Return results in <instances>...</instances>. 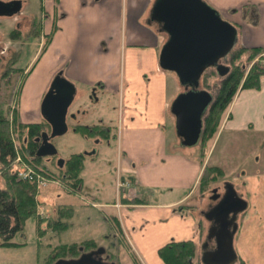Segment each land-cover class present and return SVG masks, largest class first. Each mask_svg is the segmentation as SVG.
<instances>
[{
  "label": "crops",
  "instance_id": "crops-1",
  "mask_svg": "<svg viewBox=\"0 0 264 264\" xmlns=\"http://www.w3.org/2000/svg\"><path fill=\"white\" fill-rule=\"evenodd\" d=\"M205 1L238 28L237 46L264 49V0ZM155 2L45 0L47 13L55 18L54 29L52 20H48L45 41L48 42L50 36L51 39L42 57L36 61L35 56L32 60L36 63L30 70L19 108L23 123L44 122L41 102L57 76L75 86L74 99L80 91L79 86L94 93L101 90L120 97L119 149L115 167L117 194L106 204H101L96 194L86 199L94 208L115 209L104 215L113 234L108 244H118L121 252L132 257L133 264H165L159 254L163 247L191 240L197 244L201 257V246L208 232L190 209L181 206L197 190L207 162L202 163L198 156L179 153L174 146L170 149L168 145L169 127L175 128L171 105L182 86L174 73L160 67V53L168 35L151 21ZM37 62H41L38 68L46 62H51V67L48 72H38ZM123 63L124 71L120 72ZM222 131L264 133V75L258 87L241 89L237 93L218 135ZM216 141L217 137L210 149L211 155ZM84 171L82 191L71 195L84 197ZM120 179L130 182V187L120 188ZM49 186L37 185L39 208H42L40 204L51 207L43 196ZM154 189L155 194H159L158 190L174 192L179 189L183 195L151 203L149 198L155 195ZM136 196L145 202L138 205L125 202ZM54 206L73 208L75 217L74 206ZM49 212L53 214L52 207ZM115 217L119 226L112 221ZM252 219L256 224L264 221L263 216ZM36 233L39 242L48 237V234L40 237L37 228Z\"/></svg>",
  "mask_w": 264,
  "mask_h": 264
},
{
  "label": "rangeland",
  "instance_id": "rangeland-1",
  "mask_svg": "<svg viewBox=\"0 0 264 264\" xmlns=\"http://www.w3.org/2000/svg\"><path fill=\"white\" fill-rule=\"evenodd\" d=\"M40 1L41 0H30L27 7L29 8L28 11H33V13L36 14L39 13ZM14 23L15 21L12 20L0 25V38L4 39L3 47L10 46L8 31L12 29V26L15 25ZM50 24L51 22L49 26ZM24 25V30L23 28L21 29L22 36L27 35L26 33L28 32V24ZM46 26L47 24L44 29L45 33ZM52 27L54 29V26ZM53 29H51V31ZM46 42L47 41L44 40L41 43L42 45H46ZM37 47H39V45ZM236 48H240V46H236ZM37 51L34 50L32 52L27 59V64L30 65ZM263 55V53L258 55L253 63L263 60ZM36 61L31 63L28 72L33 68ZM41 62H37V68L41 65ZM226 64L229 65V60ZM252 64L248 66L247 72L252 67ZM50 67L51 62H46L38 68L40 69L38 72H48V68ZM121 70L122 72L124 71V63L122 64L120 72ZM213 72L216 71L211 69L208 70L207 74ZM225 78L219 77L217 73L211 76L209 82L212 88L208 90H211L216 95L221 81ZM202 87L205 88L203 83ZM79 90L78 95L72 102L68 111L67 124L69 129L67 133L51 139V142L58 150V155L54 157H45L42 161L43 164L53 172H58L59 159L67 160L73 154H78L81 151H83L82 154L98 151L95 155L86 156L85 159L84 178L86 183L84 186V197L68 194L63 187L54 185L55 183H50V186L43 191V196H45L47 201L51 204L53 210H55V204L72 205L75 207L76 214L71 220V226L67 231L61 234L49 233L46 240L39 242L36 233L38 216H31L25 223L24 231L18 233L13 240L19 243V246L9 248L2 247V239L0 238V264H47L46 258L49 256L52 247L59 244L83 242L87 239H96V241L105 246L109 245L108 240L112 238L113 234L110 231L107 218L104 215L107 213L110 214L115 209L105 207H101L100 209L94 208L86 198H89L90 194H96L98 201L101 204H106L112 202L114 195L117 194V174L115 167L119 149L118 119L120 97L117 94L103 92L101 90L94 93L93 90L90 91L82 86H79ZM15 99L17 100L16 97ZM21 106L22 103L20 102V107ZM16 108L19 111V107L16 106ZM228 108L221 117L219 130L224 125V119L226 118ZM101 124H106L111 128L112 135L109 140L92 138L74 131L76 125L90 127ZM47 129H49V127ZM217 135L206 145L208 154L205 159L207 162L205 167H219L223 170L222 175H220L218 180L211 182V188L205 193L201 192L198 185L197 190L193 191L195 192L194 195L181 206H186L185 210L190 209L191 213L200 220L201 225L205 226V230H208L210 225L203 217L202 212L206 211L211 203L210 198L213 194L212 191L217 188L219 193H223L225 183L234 182L237 185L239 194H243L244 198L249 202V208L244 214L240 215L239 218L241 229L236 236L235 248L239 257H241L246 264H264V221L263 223L260 222V224H256V221H253V219L251 220L253 217L258 219L261 216L264 217V133H230L222 131L218 136ZM216 137L217 141L215 143L214 153L211 155L210 149ZM19 138V133L12 134L13 142L16 143V145L20 144ZM168 139L170 149L174 146L175 150L179 151V153L198 157L202 154V146H200V143L194 147H183L174 127H169ZM1 183L0 180V186ZM153 191L155 194V189ZM158 192L159 194H155L149 198L151 203L161 201L165 198L177 199L183 195L181 194L182 190L179 189L174 190V192H167L164 190L163 192L158 190ZM42 205L43 204H40L42 208L38 207V211L40 210L39 212L42 214L41 217L43 216L42 218L44 220L53 217L54 212L53 214L49 212L51 207H44ZM204 239H206V234ZM204 241L205 240H203L202 246ZM211 246L213 247L214 243H212ZM117 253H120L122 264H133L132 257L129 253L126 255L124 252H121V250H118ZM200 260L201 257L199 254L197 261L199 262Z\"/></svg>",
  "mask_w": 264,
  "mask_h": 264
},
{
  "label": "water",
  "instance_id": "water-1",
  "mask_svg": "<svg viewBox=\"0 0 264 264\" xmlns=\"http://www.w3.org/2000/svg\"><path fill=\"white\" fill-rule=\"evenodd\" d=\"M20 10L21 1H0V15H13ZM151 21L168 35L160 53V67L174 73L183 87L171 105L176 134L183 147H194L201 141L205 120L216 99L211 90L202 87L203 77L211 69L221 78L230 74L231 66L226 62L237 46L239 30L205 0H156ZM75 91L71 82L57 76L46 93L41 114L50 128L36 139L38 157L58 155L51 139L67 133V115ZM94 154L96 151L86 153ZM64 164V159L58 160L60 168ZM224 189L218 202L202 212L210 224L202 246V264H237L239 261L235 239L240 227L239 216L249 208V202L240 196L234 183H225ZM103 252L105 248L100 247L79 258L60 259L55 264H108L96 258Z\"/></svg>",
  "mask_w": 264,
  "mask_h": 264
},
{
  "label": "trees",
  "instance_id": "trees-1",
  "mask_svg": "<svg viewBox=\"0 0 264 264\" xmlns=\"http://www.w3.org/2000/svg\"><path fill=\"white\" fill-rule=\"evenodd\" d=\"M48 39L45 50L51 36ZM261 53H264V49L260 47H240L236 48L230 55L231 72L221 81L215 102L205 120L204 132L200 141L202 154L199 158L202 163L208 154L206 145L219 132L221 117L233 102L237 92L240 89L255 88L260 85L261 77L264 75V64L262 60L256 63L253 62ZM251 64L252 67L247 72V68ZM213 75H216V72L205 73L202 81L205 88H212L209 79ZM15 95L16 92L7 91V89L0 91V180L2 182L0 186V238L2 239V247L19 246V243L13 241L14 238L18 233L24 231L26 221L38 213L37 184L18 179L16 174L17 156L21 154L25 162L31 163V165L35 164L33 166L43 175L55 177L69 194H79L82 191V173L86 159V156L82 153L73 154L66 160L63 168L58 167V172H53L44 165L43 158L38 157L36 154L39 147L36 139L50 126L45 121L41 123H23L16 108ZM75 129L78 133L92 138L109 140L111 137V128L106 125L90 127L78 125ZM13 132L20 135V144L18 145L13 142ZM222 173L223 170L219 167H205L199 181L201 192H207L211 188V182L218 180ZM125 202L138 205L145 201L140 197H136L134 199L127 198ZM73 217V208L57 206L53 217L44 220L38 216L37 232L40 237L49 233L61 234L70 228ZM112 221H115V225L119 226L117 217L112 218ZM99 244L100 242L95 239H87L83 242L56 245L52 247L49 256L46 258V263L51 264L57 259L77 257L80 254L79 248L84 247L86 250H91L98 247ZM114 249L116 251L121 250L118 244ZM159 254L165 264H201V260L197 261L198 246L192 240L172 242L163 247ZM114 256L118 259V263L122 264L120 253ZM238 264H245V262L240 260Z\"/></svg>",
  "mask_w": 264,
  "mask_h": 264
},
{
  "label": "flooded vegetation",
  "instance_id": "flooded-vegetation-1",
  "mask_svg": "<svg viewBox=\"0 0 264 264\" xmlns=\"http://www.w3.org/2000/svg\"><path fill=\"white\" fill-rule=\"evenodd\" d=\"M4 2H13V1H21V10L13 15H0V25H3L8 21H15V25L12 26V29L8 31V39L10 46L3 47V38H0V91L6 90L11 92H19L16 95L17 98V107L20 108V101L22 92L27 86V83L30 79L31 72L29 70V64H27V59L30 57L34 50H38L36 53V60L40 59L45 52V45H42V41L46 40V33L44 32L45 25L48 20H53V26L55 18L52 15L47 13L45 8V0L40 1L39 13H33V11H28L29 1L30 0H0ZM21 19V20H20ZM28 24V32L27 35H21L22 28L24 30L25 25ZM42 40V41H41ZM45 43V42H44ZM39 45V47H37ZM27 64V65H26ZM52 85V84H51ZM50 85V87H51ZM49 87V89H50ZM61 89V88H60ZM57 90V87H56ZM48 92V91H47ZM46 95V94H45ZM19 97V99H18ZM45 97V96H44ZM43 97V99H44ZM43 102V100H42ZM41 102V104H42ZM8 106V105H7ZM237 186V185H236ZM238 190V188H237ZM213 193L211 197H217L216 200H212L210 198L211 203L208 206L211 207L215 205L219 197H221L225 189L222 192ZM239 192V191H238ZM240 196L244 197L243 194ZM105 248V252L100 254L96 258L108 264H119L118 259L115 258V254L117 255V251L114 249L116 245L109 244L105 246L104 244H99L98 247L86 250L84 247L79 248L80 254L77 257L70 258L75 259L79 258L83 253L91 252L97 250L98 248ZM65 259V258H62ZM58 260H55L51 264H55Z\"/></svg>",
  "mask_w": 264,
  "mask_h": 264
},
{
  "label": "built area",
  "instance_id": "built-area-1",
  "mask_svg": "<svg viewBox=\"0 0 264 264\" xmlns=\"http://www.w3.org/2000/svg\"><path fill=\"white\" fill-rule=\"evenodd\" d=\"M16 174L18 179L27 180L30 182L36 183L38 186L47 187L50 183L60 184V181L55 179V177H47L43 175L41 172H38L36 167L25 162L21 155L19 154L16 159ZM120 188H129L130 182L124 181L123 179L119 180ZM117 207H121L120 204H117Z\"/></svg>",
  "mask_w": 264,
  "mask_h": 264
}]
</instances>
